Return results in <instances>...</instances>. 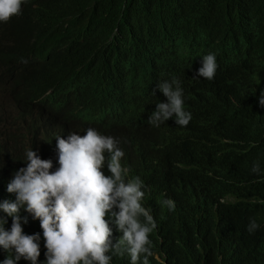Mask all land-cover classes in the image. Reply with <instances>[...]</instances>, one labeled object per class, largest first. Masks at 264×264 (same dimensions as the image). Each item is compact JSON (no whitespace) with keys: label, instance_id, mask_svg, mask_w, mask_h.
Segmentation results:
<instances>
[{"label":"trees","instance_id":"1","mask_svg":"<svg viewBox=\"0 0 264 264\" xmlns=\"http://www.w3.org/2000/svg\"><path fill=\"white\" fill-rule=\"evenodd\" d=\"M0 83V264H264V0H0ZM87 125L132 184L50 227L36 150Z\"/></svg>","mask_w":264,"mask_h":264},{"label":"clouds","instance_id":"2","mask_svg":"<svg viewBox=\"0 0 264 264\" xmlns=\"http://www.w3.org/2000/svg\"><path fill=\"white\" fill-rule=\"evenodd\" d=\"M99 130L102 129L87 125L59 133L37 148L40 156L48 157L49 169L58 177L41 206L35 209L43 219L52 220L50 227L59 226L68 217H76L87 224L103 218L113 198L122 195L120 183L126 180L125 188L132 184L136 172L132 152L129 155V151L125 154L123 150L122 154L114 155L120 144L119 128ZM23 159L28 161L30 157L26 155ZM132 195L143 215L153 221L151 210L145 204V189L134 187ZM172 205L175 207L173 199ZM44 261L53 264L50 256L38 259L37 263Z\"/></svg>","mask_w":264,"mask_h":264},{"label":"rangeland","instance_id":"3","mask_svg":"<svg viewBox=\"0 0 264 264\" xmlns=\"http://www.w3.org/2000/svg\"><path fill=\"white\" fill-rule=\"evenodd\" d=\"M0 102L4 104L3 107L0 106V116L4 117V118H8L10 112L12 111V102L10 100V98L8 97H4L0 94ZM5 109V113H3L1 110Z\"/></svg>","mask_w":264,"mask_h":264},{"label":"bare ground","instance_id":"4","mask_svg":"<svg viewBox=\"0 0 264 264\" xmlns=\"http://www.w3.org/2000/svg\"><path fill=\"white\" fill-rule=\"evenodd\" d=\"M168 38H169V37H168ZM164 52H165V51H164ZM164 54H165V53H164ZM165 56H166V55H165ZM71 90H72V89H71ZM69 91H70V90H69ZM69 91H68V92H69ZM153 167H154V166H153Z\"/></svg>","mask_w":264,"mask_h":264}]
</instances>
